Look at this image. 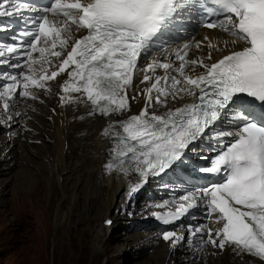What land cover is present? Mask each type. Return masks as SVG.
<instances>
[{
	"label": "snow or ice",
	"instance_id": "snow-or-ice-1",
	"mask_svg": "<svg viewBox=\"0 0 264 264\" xmlns=\"http://www.w3.org/2000/svg\"><path fill=\"white\" fill-rule=\"evenodd\" d=\"M212 3L229 15L224 19L202 16L201 26L228 32L235 38L234 44L243 42L244 46L228 51L210 65L200 64L204 69L201 74L194 78L184 76L181 82L174 77L148 75L156 68L167 72L173 67L170 62L153 61L144 68L138 65L140 57L160 43L159 34L166 22L183 6L177 0H89L87 3L55 0L51 7L43 9L44 15L26 20L27 27L13 37L21 47H24L23 38L30 37L26 50L18 52L15 45L6 48L8 53L28 57L27 74L4 73L11 82L3 86L0 100L4 101L2 107L10 126L14 120L8 101L15 98L17 89L22 85L24 90L19 96L36 99L35 93L28 90L30 86L47 91L42 82L54 80L65 71L68 79L61 86L62 92H82L93 109L104 116L126 111L129 99L143 94L145 107L122 122L120 127L126 137L117 133L121 147L114 149L120 158L131 154L129 159L135 162V171L141 179L149 174H163L182 158L190 145L207 137L222 116L231 114L237 127L212 135L232 139L227 145L221 143V151L212 157L210 166L201 169L204 173L222 174L223 179L180 196L184 203H179L174 213L154 215L167 225L181 219L198 203L204 204L206 218L218 214L221 229L214 233L209 230L205 239L204 225L178 227H187L193 235L201 234V247L210 244L220 251L231 247L237 255L247 254L264 262V0H212ZM188 6L195 7L194 0ZM32 10L26 0H0V17L22 18L26 11ZM48 12L63 14L65 28L49 27ZM180 19L176 17L177 22ZM69 22L87 30V34L73 41L71 33L66 31ZM40 41L43 46L38 47ZM69 41H73L70 51L54 66L58 70L48 73L43 65L51 63L45 55L49 53V42L52 49L57 45L66 49ZM162 47L167 48V44ZM187 47L176 53L181 72L186 66ZM33 52H39L40 58H32ZM49 54L57 59L62 55L61 51ZM4 55L5 49L0 47V57ZM190 63L197 66L198 61L194 59ZM22 64L21 60L9 67L19 68ZM37 64L42 69L39 74L33 67ZM139 71L145 73L141 80L145 86L129 97L133 74ZM162 81L171 84V92L162 87ZM181 93L194 95L196 100L176 110L156 113V108L167 104L169 95ZM65 98L62 95L60 100L63 102ZM241 99L249 103L239 105ZM183 238L176 229H166L162 234V239L173 246Z\"/></svg>",
	"mask_w": 264,
	"mask_h": 264
},
{
	"label": "bare ground",
	"instance_id": "bare-ground-1",
	"mask_svg": "<svg viewBox=\"0 0 264 264\" xmlns=\"http://www.w3.org/2000/svg\"><path fill=\"white\" fill-rule=\"evenodd\" d=\"M80 1L89 2V0ZM180 4H183L181 7L183 10L191 9L184 3ZM62 28H65V25H62ZM66 31L71 33L73 41L84 32L83 29H78L76 25L71 24L66 25ZM177 34L181 37L170 44L168 51L151 54L148 60L142 59L141 64L139 63L140 68L146 67L153 61L170 62L173 67L167 72L162 68H156L154 73L150 71L148 75L160 77L163 74L161 77H171L172 73L183 82L184 75H181L179 69L181 61L177 59L175 53L184 42H191L188 51H186V66L183 69L184 73H188V75L198 73L202 69L200 66L187 65L188 59H195L201 61L200 64H206L204 62L208 61L206 57L210 56L215 61L229 49L242 46L241 42L233 43L235 38L215 29L192 28L188 31L179 30ZM71 42H68V47ZM48 47L49 52L61 51L62 53L59 59L54 56L47 57L51 63H45L43 67L47 68L50 73L53 70H58L54 66L66 57L67 49H61L59 45L52 49L50 44ZM32 58H34L33 55ZM27 60L28 57H26ZM34 67L38 74L42 72L40 64L34 65ZM18 71L19 73L24 71L27 74L26 64L23 63ZM4 73L9 72L0 71V91L3 90L4 85L11 82ZM144 75L143 71L135 73L132 88L128 92L129 97L136 95L137 90L144 88L145 85L141 84ZM67 79L68 75L65 71L54 80L42 82L46 84L47 91L30 86L28 90L35 93L36 99L20 97L19 92L24 90L21 85L16 91L15 98L8 101L14 120L10 126L6 123L8 117L2 107L4 101L0 100V177H2L0 178V195H10L8 202L12 211L15 212V217L20 213L30 212L24 202V192L27 191L28 196L33 198L40 186L38 182L34 184L36 179L33 178L28 186L22 182L24 177L22 170L26 167L25 163L32 164L35 159L33 156L35 151L29 146V142L38 141L40 145L45 142L48 151L44 158L46 162L41 169L46 187L43 196L53 207L51 214L56 224L57 221L62 223L66 220L68 215L67 211L64 212L66 204H69L75 212L83 203L85 205L84 215L83 217L78 216V224L84 226V231L89 237L92 238L101 233L102 228L109 232L117 224H115V219H119V227L123 230L124 235L120 234L116 237L123 243L124 248L121 249L128 250L131 256L138 257L144 252L143 249L150 248L148 249L151 252L148 254L149 260L146 258L147 260L138 261L135 264H264V262L246 254L237 255L231 247H226L223 251L213 248L210 244L201 247V234L193 235L187 227H178V225L189 224L204 225L203 238L205 239L209 230L214 233L221 229V221L217 218L212 221L205 217L203 204L198 203L196 208L190 209L185 217L179 219L172 226L165 225L162 220L158 219L154 213L163 215L174 212L179 203H184L179 197L188 193H178L177 186L170 181L153 183V190L148 191L150 182L154 181L151 178L141 179L139 173L135 171L134 165L130 168L117 165L110 173H106L104 171L105 162L112 139L119 130H122L120 127L122 122L131 115H138L145 107L144 96L141 94L137 99H129V107L126 111L102 117L91 111L82 92L69 94L62 92L61 86ZM161 83L164 89L172 91L171 84L165 81ZM62 95L66 96L63 102L60 100ZM193 96L187 93L169 95L167 104L156 108L155 111L159 113L174 108ZM17 113L20 115L17 116ZM229 129L233 128L227 130ZM14 169L19 170L15 172ZM30 170L28 171L30 172ZM146 180L148 182L146 189L140 191L139 183ZM76 190H79V194H76ZM55 196L59 197L57 202L53 201ZM173 196L174 200L171 199ZM3 202L0 201V210L4 206ZM30 205L32 206V202ZM88 214H95V218L91 220ZM22 226L26 228L29 224L23 222ZM166 229H176L184 238L173 246L171 242H165L162 239V234ZM8 231L3 229L2 234L5 235V238L9 236ZM184 244L186 245L185 250L181 254L176 253V251H181L180 248ZM96 248L92 253L100 252V245Z\"/></svg>",
	"mask_w": 264,
	"mask_h": 264
},
{
	"label": "rangeland",
	"instance_id": "rangeland-1",
	"mask_svg": "<svg viewBox=\"0 0 264 264\" xmlns=\"http://www.w3.org/2000/svg\"><path fill=\"white\" fill-rule=\"evenodd\" d=\"M29 146L36 152L33 153L35 159L32 164L25 163L26 167L22 170L24 173L22 182L25 186H28L33 178L36 179L34 184L38 182L40 186L33 198L28 196L27 191L24 192V202L30 212L20 213L17 217H15V212L12 211L8 202L10 195H0V201H4V204H2L4 206L1 209L3 211L0 210V264H135L138 261L149 260L148 254H151V252L148 249L150 248L143 249L144 252L138 257L136 255L131 256L128 250L121 249L124 248L123 243L118 241L119 239L116 237L120 234L124 235L123 230L119 227V219H115V224H117L109 232L102 228L101 233L92 238L89 237L84 231V226L78 224V216L83 217L84 215L85 205L83 203L75 212L69 204H66L64 212L67 211V218L62 221L63 224L60 221H57L56 224L51 214L53 207L48 204L43 196L46 187L41 169L46 162L44 161L48 151L46 143L40 145L38 141H30ZM27 168L28 170L31 169L30 172ZM14 170L17 172L19 169ZM76 194H79V190H76ZM54 198L53 201L57 202L59 197L55 196ZM31 202L33 207L30 205ZM40 212L43 213L40 214ZM70 213L72 214L70 215ZM88 216L91 220L95 218V214H88ZM88 216L87 218H89ZM23 222L28 223L29 226L24 228L22 226ZM3 229L9 230L7 238L2 234ZM99 245L100 252L95 253L94 251L92 253ZM185 246V244L182 245L181 251H176V253L181 254L185 250Z\"/></svg>",
	"mask_w": 264,
	"mask_h": 264
}]
</instances>
